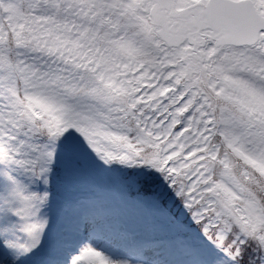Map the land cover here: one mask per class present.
I'll return each instance as SVG.
<instances>
[{
	"label": "snow or ice",
	"instance_id": "obj_1",
	"mask_svg": "<svg viewBox=\"0 0 264 264\" xmlns=\"http://www.w3.org/2000/svg\"><path fill=\"white\" fill-rule=\"evenodd\" d=\"M0 264H264V0H0Z\"/></svg>",
	"mask_w": 264,
	"mask_h": 264
}]
</instances>
